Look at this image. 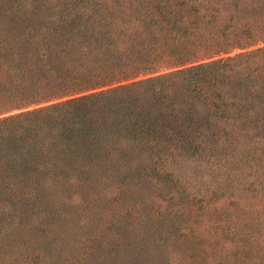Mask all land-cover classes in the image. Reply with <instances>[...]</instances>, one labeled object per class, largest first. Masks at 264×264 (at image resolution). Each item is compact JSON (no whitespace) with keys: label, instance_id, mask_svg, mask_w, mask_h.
<instances>
[{"label":"trees","instance_id":"1","mask_svg":"<svg viewBox=\"0 0 264 264\" xmlns=\"http://www.w3.org/2000/svg\"><path fill=\"white\" fill-rule=\"evenodd\" d=\"M263 144L264 0H0V217L70 196L51 219L80 247L56 264L98 255V217L156 223L203 209L202 181L176 172L208 167L219 182L233 154ZM87 191L81 212L72 201ZM90 212L96 226L75 233ZM169 230L184 238L179 220ZM22 242L0 235V249Z\"/></svg>","mask_w":264,"mask_h":264},{"label":"rangeland","instance_id":"2","mask_svg":"<svg viewBox=\"0 0 264 264\" xmlns=\"http://www.w3.org/2000/svg\"><path fill=\"white\" fill-rule=\"evenodd\" d=\"M239 52L241 51H231L222 57L233 56ZM150 76L153 75L146 77ZM221 156L219 155L218 158ZM239 158L240 153L233 154L229 158L233 169L224 167L227 169L225 172L221 169L218 174H215V177H222L219 182L212 181L206 166L203 169L187 164L185 168L182 167L176 172L181 175L179 177L189 179L191 182L202 181L200 182L202 189L199 190L205 195L204 208L201 210L188 208L183 215L185 219L175 217L170 220L162 215L156 223L153 220H145L143 223L134 218L122 222L98 217L102 227L107 225L104 230L105 237L100 243L94 242L97 256H94L93 250L89 249L90 254L85 257V259L90 258L88 264H191L188 260L191 253L197 257L193 264H264V144L262 148L252 149L243 155L242 159L239 160ZM213 159L212 161H216L214 157ZM178 182L176 179V185ZM139 192L141 194L137 195ZM211 192L212 194L214 192L216 197H212ZM163 196L154 197L161 200ZM68 197H62L54 202L51 200L47 203H36L33 206V212L24 218L13 216V214L0 217V235L13 232L16 239L23 237L20 247L15 245L14 249L9 250V246H3L0 249V264H56L54 260L52 261L54 255L58 253L65 255L67 250L78 249L79 241L76 239L72 242L70 239L72 229H64L61 223L51 219L52 215L61 217L67 213L59 204L64 201L62 199L67 202ZM134 198L138 203L140 200L144 203L151 197L146 196L140 188L136 189ZM90 200L91 194L87 191L78 195L76 201L72 202H77V207H83L80 209L83 212L86 210L84 207L86 203H91ZM43 215L48 216L53 224L50 221L38 224V217L42 218ZM84 215L76 211L73 214L74 217L82 216V219ZM96 217L94 212H90L84 219L87 227L82 229L79 227L75 233L84 231V235L90 234L88 228L96 226L97 220H93ZM177 220L183 224L184 230L181 232L185 234L184 238L178 233L170 237V224H175ZM75 221L73 224L77 223V220ZM164 231L168 232V236L160 237L156 241L158 235L155 236L153 232ZM226 231H232L234 236L229 239L230 236ZM132 232L139 236H133L134 240L129 241L124 238L121 243L116 240V236H127ZM141 232L144 233L141 234ZM59 235L63 240L68 238V242L62 244L58 238ZM27 247H29V253L25 258L24 250Z\"/></svg>","mask_w":264,"mask_h":264}]
</instances>
